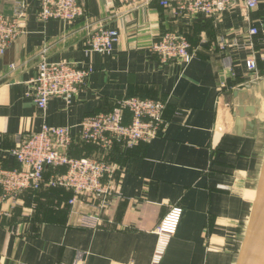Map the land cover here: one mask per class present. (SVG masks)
<instances>
[{"label": "crops", "instance_id": "0c3cea01", "mask_svg": "<svg viewBox=\"0 0 264 264\" xmlns=\"http://www.w3.org/2000/svg\"><path fill=\"white\" fill-rule=\"evenodd\" d=\"M19 1L0 0V11L11 14ZM21 1L25 32L0 55V165L19 166L10 150L43 123L72 126V155H101L79 139L78 124L124 96L164 100L167 122L149 141L105 154L115 166L105 204L87 193L71 204L73 193L51 184L52 168L39 190L2 203V263L74 264L83 252L78 264H236L264 165V0L215 15L160 0L134 8L80 0L85 15L68 22L41 19L40 0ZM99 25L116 28L119 41L111 52L86 53ZM168 30L189 38L188 64L151 50ZM42 54L93 70L70 102L52 96L46 110L27 93ZM251 56L256 71L246 66ZM249 87L258 111L238 134L233 93ZM87 217L97 223L83 225Z\"/></svg>", "mask_w": 264, "mask_h": 264}, {"label": "built area", "instance_id": "2783aa9c", "mask_svg": "<svg viewBox=\"0 0 264 264\" xmlns=\"http://www.w3.org/2000/svg\"><path fill=\"white\" fill-rule=\"evenodd\" d=\"M115 1L134 8L148 0ZM259 2L260 0H160L164 6L174 5L183 12L204 15H215L238 4L251 10ZM38 15L43 20L54 18L68 22L84 16L85 8L80 0H40ZM25 28L24 1L20 0L11 14L0 11V55L25 32ZM249 33H258V28L251 26ZM118 41L119 31L116 28L99 25L88 31L85 52H111ZM151 50L164 62L177 59L188 64L194 56L189 38L171 30L161 34L151 44ZM246 66L256 71L257 58L249 57ZM36 69V75L31 79L32 89L27 93L43 110L48 107L52 96H59L70 102L93 71L89 66L50 61L44 54ZM165 107L166 102L162 99L131 95L119 98L109 110L85 116L78 124L79 139L94 145L101 155H72V126L43 123L39 130L28 134L10 150L19 166L0 165V205L6 201L14 203L26 190H39L49 168L55 170L51 184L73 193L69 200L71 204L82 193L100 197L105 204L113 193L111 181L115 171L114 164L105 154L116 143L129 146L136 142H147L157 136L167 122L164 117ZM97 220L87 217L83 225L96 224ZM83 255V252H78L74 264L81 262Z\"/></svg>", "mask_w": 264, "mask_h": 264}, {"label": "water", "instance_id": "95a60500", "mask_svg": "<svg viewBox=\"0 0 264 264\" xmlns=\"http://www.w3.org/2000/svg\"><path fill=\"white\" fill-rule=\"evenodd\" d=\"M252 90L249 87L244 91L235 90L233 93L237 101L233 115L238 134H243L247 125H254L250 116L255 115L258 108L250 100ZM0 264H3L1 260ZM236 264H264V165L253 201L250 221Z\"/></svg>", "mask_w": 264, "mask_h": 264}, {"label": "rangeland", "instance_id": "374dc122", "mask_svg": "<svg viewBox=\"0 0 264 264\" xmlns=\"http://www.w3.org/2000/svg\"><path fill=\"white\" fill-rule=\"evenodd\" d=\"M262 102V104L264 105V97H263V101H261Z\"/></svg>", "mask_w": 264, "mask_h": 264}, {"label": "bare ground", "instance_id": "6f19581e", "mask_svg": "<svg viewBox=\"0 0 264 264\" xmlns=\"http://www.w3.org/2000/svg\"><path fill=\"white\" fill-rule=\"evenodd\" d=\"M256 192H257V190H256ZM256 197V194H255V196H254V198Z\"/></svg>", "mask_w": 264, "mask_h": 264}]
</instances>
